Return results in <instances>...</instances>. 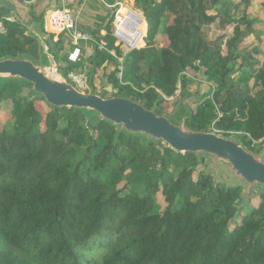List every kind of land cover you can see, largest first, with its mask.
I'll list each match as a JSON object with an SVG mask.
<instances>
[{"label":"trees","instance_id":"obj_1","mask_svg":"<svg viewBox=\"0 0 264 264\" xmlns=\"http://www.w3.org/2000/svg\"><path fill=\"white\" fill-rule=\"evenodd\" d=\"M41 1L60 9L58 0ZM138 1L146 11L144 45L124 55L121 77L108 74L113 88L161 114L164 96L193 83L189 74L202 75L198 91H205L187 126L242 133L258 151L252 143L264 139V49L241 47L256 32L253 0ZM44 10L28 19L43 24ZM111 21L104 35L91 31L106 49L87 43L86 61L96 71L123 57ZM11 22L0 34V59H34L35 39L22 21ZM63 39L54 41V56ZM25 85L0 77V102L12 103L10 122L0 126V264H264L263 197L234 222L242 188L199 170L201 153L176 152L93 110L50 105L33 90L19 95Z\"/></svg>","mask_w":264,"mask_h":264},{"label":"water","instance_id":"obj_2","mask_svg":"<svg viewBox=\"0 0 264 264\" xmlns=\"http://www.w3.org/2000/svg\"><path fill=\"white\" fill-rule=\"evenodd\" d=\"M0 14L8 19L15 17L12 7L5 0H0ZM145 18V8H141L139 22H143ZM34 22L36 21L29 20L22 23L27 28ZM51 55L57 62L54 53ZM56 62L48 66L45 59L37 61V58L31 57L1 58L0 77L29 82L32 90L50 105L93 110L101 118L129 132L160 140L176 152L203 153L212 156L213 162L222 160L236 178L246 183L247 191L257 185L264 189L262 156L256 155L236 139L214 131L193 130L185 121H171L167 116L158 114L154 109L147 108L131 97H104L94 92H84L65 79ZM104 88L110 91L112 86Z\"/></svg>","mask_w":264,"mask_h":264},{"label":"rangeland","instance_id":"obj_3","mask_svg":"<svg viewBox=\"0 0 264 264\" xmlns=\"http://www.w3.org/2000/svg\"><path fill=\"white\" fill-rule=\"evenodd\" d=\"M264 0H253V8L250 14V17L254 18L256 20L255 24L253 25L255 29V33L251 34L247 38L244 39L243 43L241 44V47L248 52L252 47L257 45L259 48L264 49V10L263 7L260 5V2ZM139 2L138 0H118L116 5L113 8H108V15L110 16L112 13V18L109 17V19H112L111 21V26H112V35L114 36V26L117 21L116 16L118 15L119 9L124 6L125 8L127 7L128 11H132L133 13H137L139 17H141V8H139ZM64 3H62L63 7ZM60 6V8L62 9ZM83 10L84 7H82L81 16H83ZM111 11V12H110ZM49 18L51 15H48ZM45 19V15H44ZM44 19H43V24L40 22H34L30 24L29 26L25 29L27 33L33 37L37 43V61H41L42 59H45L46 64H49L48 66H52L54 64V58L51 54L55 53L54 51L56 50L54 46V41H56L59 37V35L62 34L63 43H64V48L63 50L59 53H57V56L59 57L57 60L58 64V69L59 72L62 73V75L65 77V79L71 83H73L77 88L80 90H83L84 92H94L97 94H100L104 97H110V96H115V95H121L117 89L113 88V84L109 82L107 76L108 74L112 73L113 71L117 70V75H121V71L123 70V65L122 62L124 61L125 57L124 55L128 53L130 50L133 48H128L126 44L123 42H118L115 38V45H117L120 50L123 53V57L116 56V63H112L111 61H107L104 63L98 70L96 71L95 69L90 68V64L86 61V55L88 53L87 48L88 44L87 43H82L81 45V57H80V64H82V67H72L71 69H67V66L73 65L74 63H70L69 61L65 60V54L64 52H68L72 46H70V39L69 37L64 34V33H59L57 31H53L51 28V25L46 28L44 27ZM79 19V28L82 31H86L89 33H92L91 31L94 30V27L87 29L80 23ZM0 20L2 21L3 25L6 28L11 29L13 27V23L2 16L0 14ZM146 20V19H145ZM147 23V22H146ZM81 25V26H80ZM82 27V28H81ZM107 29V28H106ZM56 30V29H55ZM54 33H53V32ZM147 32V27L144 33H142L145 37ZM217 32V31H216ZM52 35V36H51ZM163 34L158 36V42L160 44H165V39L163 38ZM98 40H103V39H98ZM105 41V40H104ZM106 42V41H105ZM144 42L141 41V43L137 44L136 48L142 47ZM98 49L99 46H97ZM106 49V48H104ZM49 50V51H48ZM67 50V51H66ZM84 51V52H83ZM50 52V53H49ZM110 53L112 55H115V51L111 50ZM55 56V57H57ZM78 62V63H79ZM73 72L74 75H77L75 77H68V73ZM238 71L234 73L232 76L237 75ZM192 74L188 75V79L193 78V83H188L186 88L181 89L180 85H177V90L175 92V95L166 97L164 96L163 102H161L160 105H158V109L160 110L161 114L164 116H167L171 121H175L177 123L181 121H185L187 123V120L190 116V113L194 112L195 110V104L197 103L198 100H200L203 96L202 94L205 91V88L201 85L199 86L198 91V79L197 77L201 78L202 75H197L196 76H191ZM105 86H112V89L110 91H107L104 87ZM32 87L31 86H23L22 89L18 91L19 95L22 96H29L31 93ZM45 107H47L44 104ZM11 110H12V103L10 101H2L0 102V126L2 125V122L7 121L10 122V117H11ZM214 132H217L218 134L225 135L224 133H221V131H218L216 129H211ZM228 137L234 138L237 141H239L243 146H247L244 141L241 140V135L242 133H226ZM164 144V143H163ZM165 145V144H164ZM254 148L258 151H255L252 149V152H254L258 156H262L264 160V139L259 140V141H254L252 143ZM247 148V147H246ZM200 156H203V164H201L199 167V170L209 174L213 181L219 184H222L223 186H240L242 188V194H243V199L241 203L238 206V215L235 217L234 222L239 223L241 221V218L243 216V209H245L247 206H256L261 197L264 198V189L262 186H254L251 188L250 191H247L246 189V183L243 182L241 179L236 178L231 171L228 170V168L225 165V162L222 160H216L213 162L212 156L207 155V154H200ZM172 170V166L170 167ZM160 199L158 200L161 206H164V203L162 201V198L159 197ZM258 202V203H257Z\"/></svg>","mask_w":264,"mask_h":264},{"label":"built area","instance_id":"obj_4","mask_svg":"<svg viewBox=\"0 0 264 264\" xmlns=\"http://www.w3.org/2000/svg\"><path fill=\"white\" fill-rule=\"evenodd\" d=\"M83 5L80 4L75 8H71L69 6L63 5L62 9L52 10L49 18L50 25L58 33L66 34L69 39L72 48L67 52L66 59L70 63H77L80 61L81 57V45L82 43L94 42L99 48H106V42L103 40H97L93 37V35L89 32L82 31L79 28V19L81 15ZM117 21L114 26V37L118 42H123L128 46V48H136L138 42L135 41V36L140 37L143 41L144 35L138 32L139 15L137 13H133L132 11H128L126 15L121 16L119 13L116 16ZM133 30L131 35V40L128 39L129 31ZM6 32V28L0 20V34H4ZM122 74V71H121ZM73 72L68 73V77H75ZM121 77V75L119 76Z\"/></svg>","mask_w":264,"mask_h":264},{"label":"crops","instance_id":"obj_5","mask_svg":"<svg viewBox=\"0 0 264 264\" xmlns=\"http://www.w3.org/2000/svg\"><path fill=\"white\" fill-rule=\"evenodd\" d=\"M13 9L15 17L8 20H14L17 18L18 20L27 23L29 22V13L38 14L37 12L40 11L43 7L44 10V27L48 28L50 26L49 21V14L53 10V7H47L48 1H41V0H5ZM118 0H58L57 5L62 7V3L64 5L69 6L71 8H75L76 6L82 4L84 7L83 16H81L80 23L86 27L87 29L94 27V29H100V35H104L106 33V22L108 21V8H113ZM38 2V3H37ZM38 4V5H37ZM111 12V11H110ZM22 13L23 15H19ZM5 17V16H4ZM6 18V17H5ZM143 22L145 23V30L147 27L146 20L144 19ZM81 26V25H80ZM53 28V27H52ZM82 28V27H81ZM54 31H56L54 29ZM53 32V31H52ZM54 33V32H53ZM59 34V33H58ZM99 39H103L100 37ZM144 44V42L142 43ZM67 51V50H66Z\"/></svg>","mask_w":264,"mask_h":264},{"label":"bare ground","instance_id":"obj_6","mask_svg":"<svg viewBox=\"0 0 264 264\" xmlns=\"http://www.w3.org/2000/svg\"><path fill=\"white\" fill-rule=\"evenodd\" d=\"M118 13L121 15V16H123V15H126L127 13H128V10H127V7L125 8L124 6H122L120 9H119V11H118ZM144 31H145V23L144 22H141L140 24H139V26H138V32L139 33H144ZM132 33H133V30H130L129 31V34H128V40L130 41L132 38H131V35H132ZM135 41H136V43L138 42V43H141V39H140V37H138V36H135Z\"/></svg>","mask_w":264,"mask_h":264}]
</instances>
